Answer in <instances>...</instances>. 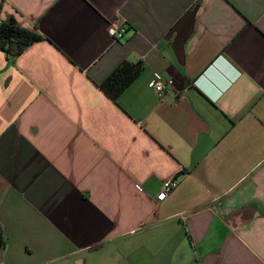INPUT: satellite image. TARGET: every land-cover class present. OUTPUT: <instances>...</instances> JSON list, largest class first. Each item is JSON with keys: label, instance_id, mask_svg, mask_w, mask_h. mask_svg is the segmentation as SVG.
Wrapping results in <instances>:
<instances>
[{"label": "crops", "instance_id": "0c3cea01", "mask_svg": "<svg viewBox=\"0 0 264 264\" xmlns=\"http://www.w3.org/2000/svg\"><path fill=\"white\" fill-rule=\"evenodd\" d=\"M10 15L42 38L0 50V264H264V0ZM122 61L144 67L113 101L98 85Z\"/></svg>", "mask_w": 264, "mask_h": 264}, {"label": "trees", "instance_id": "16d2710c", "mask_svg": "<svg viewBox=\"0 0 264 264\" xmlns=\"http://www.w3.org/2000/svg\"><path fill=\"white\" fill-rule=\"evenodd\" d=\"M42 36L22 26L14 16L0 19V50L10 61H14L23 51ZM144 67L143 61H122L102 81L98 87L113 101L132 83ZM0 240L2 229L0 227Z\"/></svg>", "mask_w": 264, "mask_h": 264}, {"label": "built area", "instance_id": "2783aa9c", "mask_svg": "<svg viewBox=\"0 0 264 264\" xmlns=\"http://www.w3.org/2000/svg\"><path fill=\"white\" fill-rule=\"evenodd\" d=\"M125 32L124 28L119 27L115 22H113L109 27V33L114 39L120 38ZM173 85L172 79H163L160 73H154L151 81L150 87L160 98L164 94L166 87H171ZM177 185V181L174 177L166 179L161 186L159 193L155 196L156 201L163 200L166 195L172 191Z\"/></svg>", "mask_w": 264, "mask_h": 264}]
</instances>
